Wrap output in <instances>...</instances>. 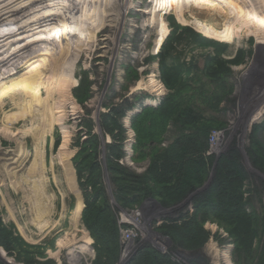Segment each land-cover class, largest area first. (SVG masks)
I'll return each instance as SVG.
<instances>
[{"label": "rangeland", "instance_id": "rangeland-1", "mask_svg": "<svg viewBox=\"0 0 264 264\" xmlns=\"http://www.w3.org/2000/svg\"><path fill=\"white\" fill-rule=\"evenodd\" d=\"M90 33L95 38L80 47L61 51L47 64L34 58L0 83L6 86L45 71L36 79L34 105L52 106L54 119L62 117L39 136L38 121L17 117L23 111L0 112V264H96L95 241L82 220L86 203L91 202L107 206L118 226V258L111 257L107 264H148L146 255L156 260V253L168 257L170 264H264V157L251 144L256 126L264 145V0H0V68L55 41L61 40L67 48L75 36ZM193 33L199 38L193 39ZM165 53L162 72L158 56ZM84 73L91 82L90 93L79 103L73 92ZM193 77L191 88L198 91L186 87L177 91ZM214 92L224 97L206 101ZM184 94L200 108V122L212 128L203 183L174 204L162 205L159 199L124 203L107 166L106 146L112 139L102 128L103 115L125 99L135 105L122 120L126 138L120 164L142 173L151 157L141 158L133 148L136 116L143 106L155 108L171 95ZM14 113L17 118L9 122ZM64 135L73 189L59 157ZM171 137L164 133L150 146L166 148ZM82 149L87 157L79 163ZM35 151L39 155L34 156ZM17 161L22 164L15 169ZM35 164L43 167L45 196L51 194L53 206L41 229L33 222L28 186L19 183ZM222 165L235 167L233 177L238 173L242 181L249 234L237 238L216 217L204 220L198 214L201 246L186 250L184 233L173 227L183 228L192 217L196 202L211 192ZM9 166L15 169L13 176L6 171ZM10 181L19 183V189ZM100 189V197L95 198ZM78 201L83 204L79 224L73 227L70 218ZM171 230L177 234L171 235ZM85 242L88 249L81 250ZM80 251L84 259L75 262Z\"/></svg>", "mask_w": 264, "mask_h": 264}, {"label": "trees", "instance_id": "trees-1", "mask_svg": "<svg viewBox=\"0 0 264 264\" xmlns=\"http://www.w3.org/2000/svg\"><path fill=\"white\" fill-rule=\"evenodd\" d=\"M192 38L198 39L199 36L193 33ZM158 57L161 63L160 71L163 72L166 69L164 61L166 53ZM194 80L196 77L189 79L187 84L183 81L182 87H179L177 91L181 92L184 90L181 88L185 87L191 92L198 91L197 88H191ZM90 85L87 75L85 73L81 75L79 85L73 92L74 98L79 103H84L89 98ZM223 97L224 94L214 92L206 101L213 99L220 101ZM134 107L131 101L125 99L121 104L112 107L110 114L103 115L102 128L112 139L106 146V161L110 178L116 184L118 195L125 196L122 201L132 205L141 204L146 199H159L162 205L179 202L203 183L206 175L204 167L207 164L204 153L208 148L207 142L212 128L200 122L202 119L200 108L193 103L192 97L186 94L180 97L171 95L155 108L141 107V113L136 116L139 123L133 148L141 158L149 155L151 159L148 168L138 173L120 164V160L124 157L123 142L126 138V129L122 120L126 112L132 111ZM259 129L260 127L256 126L252 129L251 144L257 146L256 150L264 157V145H261L259 141ZM164 133L172 134L168 147L150 146V142ZM95 148H97L96 145ZM83 151L82 149L79 154V163L87 157L83 155ZM36 155H39L38 151H35L34 156ZM226 162L222 160V164ZM233 169L235 167L231 169L222 165L213 181L214 186L211 192L207 197L200 198L196 202L193 218L185 221L181 229L178 226L173 227L176 231L181 230L185 235V245H182V248L192 251L198 250L201 246L196 229L198 214L204 220L212 216L216 217L226 232L237 238L249 234L246 229L249 218L245 213L241 195L243 185L236 176L238 173L233 177ZM100 192L101 189L95 192V198L100 197ZM105 207L97 202H91L86 203L83 211V224L95 241L96 264H107L111 257L113 260L118 258V226L111 210ZM176 231L171 230V235ZM146 257L148 264H170L168 257L158 253H156V260H151L149 254ZM109 264L114 262L110 261Z\"/></svg>", "mask_w": 264, "mask_h": 264}, {"label": "bare ground", "instance_id": "bare-ground-1", "mask_svg": "<svg viewBox=\"0 0 264 264\" xmlns=\"http://www.w3.org/2000/svg\"><path fill=\"white\" fill-rule=\"evenodd\" d=\"M109 3V2H108ZM8 8V7H7ZM7 11V10H6ZM18 11V10H17ZM125 12V11H124ZM8 20V19H7ZM203 30H210L213 31L212 29H203ZM13 31V30H12ZM7 33L9 31H6ZM16 32V31H15ZM25 33V32H24ZM23 33V34H24ZM17 34V33H16ZM213 34V33H211ZM9 35V34H8ZM14 35V34H13ZM26 35V34H25ZM22 36V35H20ZM89 36V37H88ZM88 36H83V35H77L75 36L71 41H70V45H67L68 47L65 48V45L62 43V41H55L52 45H50L49 47H46L45 49H42L40 52L35 53L34 55H32L31 57H20L17 58L16 60L12 61L11 63H8L7 65H4L3 67L0 68V83L1 81L15 75L17 72H19V70L28 67V64L30 63V60L37 58V57H41L40 60H43V62H45L47 64L48 59H57L58 56L60 55V52L67 49H75L80 47L81 44H83L84 42H87L89 40H92L95 38L94 33H90ZM87 37V38H86ZM12 38V37H11ZM4 39V38H3ZM8 39V38H7ZM56 40V39H55ZM5 41V40H4ZM9 41V40H8ZM3 42V41H2ZM15 42V41H14ZM226 42H230V39L227 40ZM13 43V42H12ZM69 43V42H68ZM3 44V43H2ZM3 47V46H2ZM36 60V59H35ZM49 63V62H48ZM255 63V66H257ZM61 65V64H60ZM46 67V66H45ZM45 72V71H35V73L33 74H28L26 77L24 78H19L20 80H16V81H12L9 85L6 86H0V112L6 108H9L11 111H23L22 114H20L19 116H17L18 118H26V117H31V119L38 121L39 124H41L38 127H41L40 130V134H38L39 136H43L46 132H47V127H50L53 122H57V121H62V117H58L57 119H54V114H53V110H51V107H48L47 105H41L42 107H37L34 105L36 99H38L36 97L35 94V84H36V79H39V77L41 76V73ZM11 73H13L12 75H10ZM31 73V72H30ZM44 74V73H43ZM41 78V77H40ZM66 87V86H65ZM46 95V94H45ZM65 95V94H64ZM65 98V97H64ZM42 101V100H41ZM37 102V101H36ZM39 103V102H38ZM36 104V103H35ZM60 111L62 112L64 110V107H59ZM3 112V111H2ZM5 112V111H4ZM11 113V112H10ZM17 113V112H16ZM21 113V112H20ZM5 114V113H4ZM3 114V115H4ZM2 115V116H3ZM17 115V114H16ZM6 116V115H5ZM11 116V115H10ZM15 113L12 114L11 117H9V122L14 121L16 118ZM7 118V116H6ZM57 118V117H56ZM29 120V119H28ZM6 122V120H5ZM31 122V121H30ZM30 124V123H29ZM36 124V123H35ZM4 126V125H3ZM9 126V125H8ZM30 126V125H29ZM5 127V126H4ZM8 128V127H7ZM27 128V126H26ZM30 128V127H28ZM1 129V128H0ZM50 129V128H49ZM5 130V128H4ZM27 130V129H26ZM30 131V130H28ZM33 131V130H32ZM1 132V131H0ZM19 133V132H18ZM35 133V132H34ZM5 134V133H4ZM31 134V133H30ZM33 134V133H32ZM37 134V133H36ZM35 134V135H36ZM14 135V134H12ZM25 135V134H24ZM5 136V135H4ZM11 136V135H10ZM32 136V135H31ZM22 137V136H21ZM62 137V136H61ZM66 136L64 135V138L59 150V157L61 158V161L63 160L65 169V172L67 173L66 177L67 180L70 182V187L73 189V182H72V176H70L69 173V168L66 165V159L68 158V153L65 150L66 147V143H67V139L65 138ZM11 138V137H10ZM38 138V136H37ZM44 138V137H43ZM4 139H7L6 137ZM62 140V139H61ZM13 141V140H12ZM17 141V140H16ZM20 141V140H19ZM17 143V142H16ZM43 143V141H42ZM22 144V143H21ZM20 144V145H21ZM21 147V146H20ZM23 148V147H22ZM15 158V157H14ZM16 159V158H15ZM58 159V158H57ZM66 160V161H65ZM20 163V164H19ZM22 163L17 161L16 163H14V165H16L14 168L17 169ZM29 164V163H28ZM50 164V163H49ZM59 164V163H58ZM42 165V164H41ZM51 165V164H50ZM61 165V164H60ZM51 167V166H49ZM9 167H6V171L10 174H12L13 176V171H15V169L11 168L9 169ZM26 168V167H25ZM5 169V168H4ZM43 167H40L37 164L35 165H31L30 168L28 169V171H26V174L24 177H20V184L23 183L25 185L28 186L29 191L26 192V195L28 196V200L31 203V207L32 210L34 211V216H33V222L37 223L40 229L44 228L45 224H47V216L50 215L51 211H52V207H51V203H49V199H51V194L50 197L48 199L46 195V191H45V183L43 184L42 182V178H43V174L41 173L43 170ZM18 171V170H17ZM36 173V174H35ZM51 173V170H50ZM15 174V173H14ZM23 175V174H22ZM46 175V174H45ZM63 175V173H62ZM65 176V175H63ZM53 177V176H52ZM51 177V178H52ZM10 178V177H9ZM14 178V177H13ZM16 178V177H15ZM13 180V179H12ZM17 180V179H15ZM11 185L13 186L14 189H19V186H16V184L18 185L19 183L10 181ZM66 183V182H65ZM68 183V182H67ZM22 185V184H21ZM11 186V187H12ZM26 186V187H27ZM69 185H67L68 188ZM69 187V188H70ZM68 188V189H69ZM23 190V189H22ZM21 190V191H22ZM25 190V188H24ZM71 189H69L70 191ZM25 193V192H24ZM22 194V193H21ZM48 195V194H47ZM61 196V195H60ZM23 197V196H22ZM62 197V196H61ZM43 199V200H42ZM61 201V199H60ZM28 203V202H27ZM29 203V204H30ZM64 203V200H63ZM27 206V205H26ZM64 206V204H63ZM64 208V207H63ZM74 211L72 213V216L70 218L71 220V224L73 227H77L79 224V216H80V212L82 209V204L80 201L77 202L76 207H74ZM29 210V209H28ZM31 210V209H30ZM29 212V211H28ZM30 216V215H29ZM59 216V215H58ZM50 218V217H49ZM31 219V217H30ZM34 223V224H35ZM46 227V226H45ZM50 227V226H49ZM23 229V228H22ZM23 232V230H21ZM38 233V232H37ZM25 235V234H23ZM28 235V234H27ZM24 237V236H23ZM25 238V237H24ZM40 238V237H39ZM38 238V239H39ZM28 240V239H27ZM36 240V239H35ZM31 241V240H30ZM32 242V241H31ZM34 242V241H33ZM61 243V241L59 242ZM87 242H85V244L82 246L83 248L81 250H86L87 248ZM59 245V244H58ZM88 249V248H87ZM88 251V250H87ZM81 252V251H80ZM84 252L82 251L80 255L74 256V261L75 262H79L82 261L84 259Z\"/></svg>", "mask_w": 264, "mask_h": 264}, {"label": "water", "instance_id": "water-1", "mask_svg": "<svg viewBox=\"0 0 264 264\" xmlns=\"http://www.w3.org/2000/svg\"><path fill=\"white\" fill-rule=\"evenodd\" d=\"M83 204V203H82Z\"/></svg>", "mask_w": 264, "mask_h": 264}]
</instances>
